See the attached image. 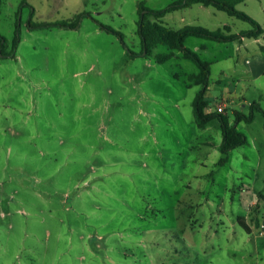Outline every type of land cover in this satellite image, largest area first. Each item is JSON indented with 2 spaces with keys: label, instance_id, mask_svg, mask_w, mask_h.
Wrapping results in <instances>:
<instances>
[{
  "label": "rangeland",
  "instance_id": "obj_1",
  "mask_svg": "<svg viewBox=\"0 0 264 264\" xmlns=\"http://www.w3.org/2000/svg\"><path fill=\"white\" fill-rule=\"evenodd\" d=\"M175 1L0 0V264H264L252 217L264 223L263 116L236 125L248 143L220 166L219 122L194 118L197 66L142 52L139 4ZM200 7L166 19L251 29ZM237 9L264 29V0ZM204 42L203 60L233 49L194 37L186 47ZM224 65H211L208 110L226 99L235 125L253 103L264 109V77Z\"/></svg>",
  "mask_w": 264,
  "mask_h": 264
},
{
  "label": "trees",
  "instance_id": "obj_2",
  "mask_svg": "<svg viewBox=\"0 0 264 264\" xmlns=\"http://www.w3.org/2000/svg\"><path fill=\"white\" fill-rule=\"evenodd\" d=\"M245 0H177L164 9L153 10L145 7L144 3L139 4L138 13V34L141 38L142 52L147 57H154L158 64H164L174 58L176 52L182 53L184 59L192 61L198 68L197 73L189 74L187 80L200 87L193 101L194 118L198 128L205 129L209 123L217 120L221 127L222 141L218 150L224 156L219 161V165H225L229 160V153L242 147L248 143L245 134L237 130V124L240 122L252 123L256 114H261L264 118V109L258 104L251 105V112L246 116L240 112L235 115V125L230 123L229 117L217 112H209L210 100L208 99L209 81L211 77V63L203 60L196 52L186 47L188 38H201L217 43H228L240 40L241 38L258 39L264 34L263 27L246 13L239 11L237 5ZM194 5H202L205 7H214L215 9L227 13L231 17L250 24L251 29L242 31L239 34L231 33L228 27H223L214 31L208 30L200 26H186L182 29H174L164 23V18L176 11L192 7ZM78 18L71 23L62 22L53 26H61L68 28H76L78 26ZM102 29L113 32L109 28ZM5 39L0 35V47L5 48ZM19 39L14 41V49L18 45ZM166 46L168 53L158 54L154 56V50L158 46ZM258 208V206H255ZM254 210V209H253ZM254 216L255 225L261 226V221L256 214ZM238 223L246 232H251L250 226L241 218Z\"/></svg>",
  "mask_w": 264,
  "mask_h": 264
},
{
  "label": "crops",
  "instance_id": "obj_3",
  "mask_svg": "<svg viewBox=\"0 0 264 264\" xmlns=\"http://www.w3.org/2000/svg\"><path fill=\"white\" fill-rule=\"evenodd\" d=\"M200 10H204V15L209 16V18H217L218 13L216 11H211L209 7H205L200 5ZM191 8V7H189ZM186 8V9H189ZM185 10V9H184ZM217 10V9H216ZM201 16L194 15L192 19L186 18L184 15H180L179 17L170 16L166 19H164V23L174 29H182L186 26H200L204 27L208 30L214 31L223 27H228L231 30V33L233 34H239L244 30H241L238 28H234L230 24H222L221 26H218L219 28L216 29H210L208 26H203L201 24ZM210 27V26H209ZM251 41V42H250ZM227 46V48H230L232 46V50H228L227 54L221 56L220 58H214V59H207L206 61L210 62L212 66H215L216 64L223 63L225 64V67L233 66L236 68L237 66L243 65L247 67L248 69V76L253 80H260L262 77H264V34L258 38V39H249L247 41V38H241L240 40L233 41L231 43H221ZM207 43H202L200 46L195 45L193 48V51L196 53H202L206 54L208 52ZM249 50V48H251ZM188 48V47H187ZM231 51V52H230ZM181 56L179 53H175L174 57Z\"/></svg>",
  "mask_w": 264,
  "mask_h": 264
},
{
  "label": "built area",
  "instance_id": "obj_4",
  "mask_svg": "<svg viewBox=\"0 0 264 264\" xmlns=\"http://www.w3.org/2000/svg\"><path fill=\"white\" fill-rule=\"evenodd\" d=\"M228 102L223 99L219 105H217V113L224 114ZM260 235L264 236V223L260 226Z\"/></svg>",
  "mask_w": 264,
  "mask_h": 264
}]
</instances>
